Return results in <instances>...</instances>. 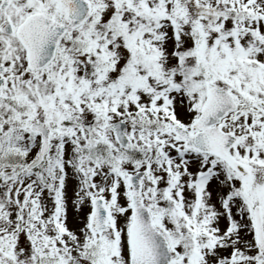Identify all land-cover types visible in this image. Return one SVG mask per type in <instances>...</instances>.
<instances>
[{
	"label": "snow or ice",
	"instance_id": "1",
	"mask_svg": "<svg viewBox=\"0 0 264 264\" xmlns=\"http://www.w3.org/2000/svg\"><path fill=\"white\" fill-rule=\"evenodd\" d=\"M0 264H264V0H0Z\"/></svg>",
	"mask_w": 264,
	"mask_h": 264
}]
</instances>
